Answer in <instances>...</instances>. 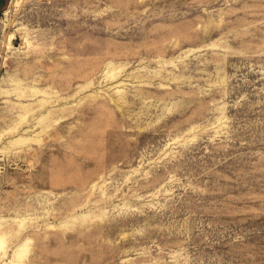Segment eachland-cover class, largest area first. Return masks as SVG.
<instances>
[{
  "label": "rangeland",
  "instance_id": "1",
  "mask_svg": "<svg viewBox=\"0 0 264 264\" xmlns=\"http://www.w3.org/2000/svg\"><path fill=\"white\" fill-rule=\"evenodd\" d=\"M0 264H264V0H8Z\"/></svg>",
  "mask_w": 264,
  "mask_h": 264
},
{
  "label": "water",
  "instance_id": "2",
  "mask_svg": "<svg viewBox=\"0 0 264 264\" xmlns=\"http://www.w3.org/2000/svg\"><path fill=\"white\" fill-rule=\"evenodd\" d=\"M8 0H4L3 4L0 6V13L4 12V10L6 9Z\"/></svg>",
  "mask_w": 264,
  "mask_h": 264
}]
</instances>
